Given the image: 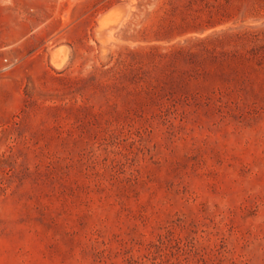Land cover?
I'll return each mask as SVG.
<instances>
[{
	"label": "rangeland",
	"instance_id": "rangeland-1",
	"mask_svg": "<svg viewBox=\"0 0 264 264\" xmlns=\"http://www.w3.org/2000/svg\"><path fill=\"white\" fill-rule=\"evenodd\" d=\"M0 264H264V0H0Z\"/></svg>",
	"mask_w": 264,
	"mask_h": 264
},
{
	"label": "crops",
	"instance_id": "crops-1",
	"mask_svg": "<svg viewBox=\"0 0 264 264\" xmlns=\"http://www.w3.org/2000/svg\"><path fill=\"white\" fill-rule=\"evenodd\" d=\"M9 47V46H8ZM7 46L5 47V48H8ZM5 48H3V49H5Z\"/></svg>",
	"mask_w": 264,
	"mask_h": 264
},
{
	"label": "bare ground",
	"instance_id": "bare-ground-1",
	"mask_svg": "<svg viewBox=\"0 0 264 264\" xmlns=\"http://www.w3.org/2000/svg\"><path fill=\"white\" fill-rule=\"evenodd\" d=\"M126 16V15H125Z\"/></svg>",
	"mask_w": 264,
	"mask_h": 264
}]
</instances>
